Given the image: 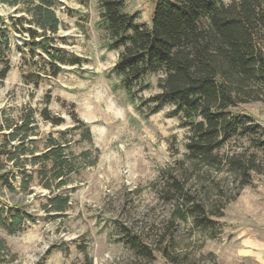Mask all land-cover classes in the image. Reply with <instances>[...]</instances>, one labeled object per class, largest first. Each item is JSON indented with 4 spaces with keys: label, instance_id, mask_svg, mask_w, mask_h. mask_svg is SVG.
<instances>
[{
    "label": "rangeland",
    "instance_id": "374dc122",
    "mask_svg": "<svg viewBox=\"0 0 264 264\" xmlns=\"http://www.w3.org/2000/svg\"><path fill=\"white\" fill-rule=\"evenodd\" d=\"M52 1L61 24L51 48L66 62L58 63L61 70L52 73L46 53L30 52L22 43L25 35L6 30L9 48L3 46L0 51V69L8 65L0 82V142L9 133L7 124L16 122L27 108L39 110L49 98L51 114L64 121L53 126L36 114L37 135L28 146L39 154L47 148L48 136L67 142L66 152L72 154L68 156L77 170L52 193L39 183L36 169H31L34 178L24 191L19 174L10 181L14 189L0 183L3 216H9L7 210L15 211L13 205L31 216L13 233L0 226L5 244L0 264L41 260L44 264H170L159 253L150 262L138 259L124 241L126 232L143 228L153 236L159 227L168 234L173 232L176 248L193 254L192 262L197 264H255L253 256L242 253L241 237L251 232L259 235V246L253 248L259 250V262L264 264V169L253 174L251 183L224 206L222 216L213 217L215 238L193 226L191 218L177 220L173 231L168 221L172 206L158 199L157 188L163 184L161 169L177 166L183 157L186 129L179 116L171 113V105L144 116L128 101L113 72L118 50L102 45L100 9L95 0ZM126 1L128 11L138 14L137 22L149 25L156 0ZM24 6L0 1V17L8 22V16H22ZM150 80L153 83L155 78ZM153 93L152 88L142 91L144 97ZM238 109L254 116L264 129V102L242 104ZM73 113L87 123L90 140L81 138L85 127L71 129ZM11 166L6 154L0 153V174L9 175ZM27 168H31L29 164ZM200 193L209 204L219 200L212 189ZM58 194L67 195L69 202L67 209L54 217L43 205ZM207 253L213 257L199 259Z\"/></svg>",
    "mask_w": 264,
    "mask_h": 264
},
{
    "label": "trees",
    "instance_id": "16d2710c",
    "mask_svg": "<svg viewBox=\"0 0 264 264\" xmlns=\"http://www.w3.org/2000/svg\"><path fill=\"white\" fill-rule=\"evenodd\" d=\"M0 1L25 5L22 16H8V22L0 17L4 26L0 28V51L3 46L9 48L6 30L19 31L30 52L46 53L49 70L60 71L58 63L66 60L51 48L61 24L53 1ZM95 1L100 9L102 45L118 50L113 72L128 101L144 116L171 105V113L179 116L186 129L183 157L177 166L161 169L163 184L157 188L158 199L172 206L168 219L172 230L177 220L191 218L193 226L215 238L213 217L222 216L224 206L251 183L253 174L264 169V156H259L264 153V129L254 116L238 109L242 104L264 102V0H156L149 25L137 22L138 14L128 11L126 0ZM7 71L8 65L0 69V82ZM150 88L154 93L144 97L142 91ZM48 103L46 98L39 110L27 108L5 127L9 133L3 135L0 153L6 154L12 166L9 175L0 174V183L10 189H14L11 179L18 174L21 190L28 189L34 178L31 169H36L39 183L52 193L77 170L66 152L67 142L48 136V146L39 154L28 146L37 135L36 114L53 126L64 121L51 114ZM72 118L75 124L71 129L85 127L81 138L90 140L87 123L74 113ZM208 189L219 198L214 205L199 197ZM68 202L67 195H54L43 209L57 217ZM12 207L15 211L7 210V218L0 209V226L9 233L31 217L24 208ZM123 237L138 259L150 262L159 253L170 264H197L192 262L193 254L176 248L173 232L168 234L163 227L155 228L153 236L139 228ZM4 249L0 239V251ZM208 255L213 257L207 253L199 259ZM34 264H44V260Z\"/></svg>",
    "mask_w": 264,
    "mask_h": 264
},
{
    "label": "crops",
    "instance_id": "0c3cea01",
    "mask_svg": "<svg viewBox=\"0 0 264 264\" xmlns=\"http://www.w3.org/2000/svg\"><path fill=\"white\" fill-rule=\"evenodd\" d=\"M241 227H244V226H241ZM241 240H242V244L244 245V248L242 249L243 255L253 256L256 261L255 264H261V262H259L260 261L259 260V250H254L253 248V247L259 246V235L257 237V235L254 236L253 233L250 232L245 238L241 237Z\"/></svg>",
    "mask_w": 264,
    "mask_h": 264
}]
</instances>
